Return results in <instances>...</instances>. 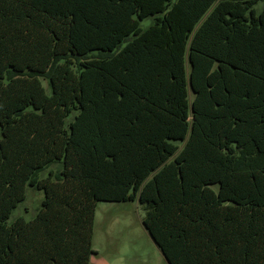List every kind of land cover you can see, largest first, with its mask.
Returning a JSON list of instances; mask_svg holds the SVG:
<instances>
[{
	"label": "trees",
	"instance_id": "obj_1",
	"mask_svg": "<svg viewBox=\"0 0 264 264\" xmlns=\"http://www.w3.org/2000/svg\"><path fill=\"white\" fill-rule=\"evenodd\" d=\"M134 201L168 264H264V0H0V264H89Z\"/></svg>",
	"mask_w": 264,
	"mask_h": 264
},
{
	"label": "rangeland",
	"instance_id": "obj_2",
	"mask_svg": "<svg viewBox=\"0 0 264 264\" xmlns=\"http://www.w3.org/2000/svg\"><path fill=\"white\" fill-rule=\"evenodd\" d=\"M257 9H261L258 4ZM152 19L146 18L140 22L141 28L151 24ZM186 69H189L186 63ZM42 86L49 93V87L44 79ZM193 98L190 92V100ZM74 112L68 120H71ZM57 164V163H56ZM51 164L39 176L45 178L50 170L57 168ZM218 186L212 185L217 191ZM43 199L40 190L26 186V197L12 211L7 224L16 218L25 220L33 218ZM145 212L137 202H98L96 204L92 248L96 254L90 257L89 264H168L142 225Z\"/></svg>",
	"mask_w": 264,
	"mask_h": 264
}]
</instances>
